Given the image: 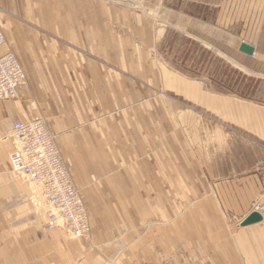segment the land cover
I'll list each match as a JSON object with an SVG mask.
<instances>
[{"label": "crops", "instance_id": "0c3cea01", "mask_svg": "<svg viewBox=\"0 0 264 264\" xmlns=\"http://www.w3.org/2000/svg\"><path fill=\"white\" fill-rule=\"evenodd\" d=\"M148 1L166 29L221 41L228 57L250 60L264 76V0ZM0 14L27 77L23 102L0 103V264H163L176 248L194 264H264L258 224L234 225L253 202L264 203L254 172L264 164V108L171 73L160 75L164 91L221 121L180 122L179 106L139 105L137 50L154 49L155 31L146 27L144 43L123 37L138 40L139 15L103 0H0ZM242 43L252 56L240 52ZM30 108L48 116L82 190L87 240L44 229L47 221L28 210V188L8 170L11 145L1 138L32 118ZM232 126L250 138L231 134Z\"/></svg>", "mask_w": 264, "mask_h": 264}, {"label": "rangeland", "instance_id": "374dc122", "mask_svg": "<svg viewBox=\"0 0 264 264\" xmlns=\"http://www.w3.org/2000/svg\"><path fill=\"white\" fill-rule=\"evenodd\" d=\"M105 3L120 7V9L136 13L140 17V33L137 35L138 40L135 35L132 33L124 32L123 37L131 38L138 43H144L146 38L148 39V33L146 32V27L149 28V31L152 29L155 31L152 36L154 42H151V45H154V49H151L145 46L143 47L139 44L138 52L140 60L142 59L140 69V75L135 76V80L138 82L140 90L143 92V98L138 101L139 105H142L148 101H155L179 106L181 112H179L176 117L180 122H209L214 123L216 121H221L211 116L210 113H206L201 108L193 107L191 103H188L186 100L182 99L177 95L171 97L169 92L164 91L163 86V73H171L179 76L180 78H186L188 81L199 82L202 85V89L205 93L216 94L218 96H226L234 99L237 103L250 104L254 105L253 107H262L264 108V76L259 74V66L254 65L249 61L242 62L240 58L228 57L226 53L220 49L223 42L219 41L214 43H209V39L206 37H195L194 35L188 33H182L179 31L172 30L171 28L166 29L164 22L160 17H158L157 12L151 7V2L148 0H103ZM151 7V8H150ZM153 8V9H152ZM1 15V14H0ZM9 19V18H8ZM2 23V22H1ZM1 26V25H0ZM7 28V25L2 23V30ZM14 32V28L12 30ZM5 36V35H4ZM151 36V35H150ZM201 36V35H200ZM6 38V37H5ZM152 40V38H150ZM7 39L6 43L10 51L17 57L20 63V51L14 44ZM212 42V39H210ZM212 44V45H211ZM25 53H23L24 56ZM31 57V54L29 55ZM92 59L97 61L102 66H107L104 58L92 56ZM240 60V61H239ZM21 65V63H20ZM148 65V66H147ZM22 67V66H21ZM23 69V68H22ZM151 71L153 74L151 75ZM25 73V72H24ZM26 75V74H25ZM151 77L149 80L147 77ZM154 76V77H153ZM138 78V79H137ZM27 83V77L25 83L22 85L24 87ZM21 88V87H20ZM19 88V89H20ZM18 89V90H19ZM17 90V98L12 100H0V103L3 102H16L21 103L24 101L23 94L19 95ZM193 107V112H190L189 108ZM178 109V110H179ZM37 108H30L31 120L34 119H43L47 125L48 130L52 133L55 138V142L61 151L60 146L57 143V136L52 132L49 118L47 115L42 113H37ZM200 118V119H199ZM22 122V121H15ZM14 122V123H15ZM26 122V121H25ZM231 125H228V127ZM226 130L232 134L233 131H237L242 135H245L250 138L247 132L232 126ZM12 129V128H11ZM11 129L4 134L1 138L2 142H8L10 145L12 143L10 138ZM236 133V132H235ZM234 133V134H235ZM233 134V135H234ZM238 136L237 134H235ZM252 140V139H251ZM257 140V139H256ZM253 141V140H252ZM252 143V142H251ZM253 144V143H252ZM264 144V143H263ZM12 149V145H11ZM11 151V150H10ZM9 151V153H10ZM8 153V155H9ZM263 165L258 164L255 168H259ZM9 170V165H8ZM15 177V176H14ZM19 182H22L29 190L31 194V200H28V210L31 208L35 209L37 213H40L45 218V205L40 200V195L38 189L30 183H28L23 178H18ZM81 195L82 190L77 189ZM262 200H256L253 202L251 207V212H259L264 214V203ZM30 203V204H29ZM32 206V207H31ZM31 207V208H30ZM255 207L258 208V211L255 210ZM88 210V208H87ZM89 213V210H88ZM90 216V213H89ZM91 221V216H90ZM234 225L236 226V231L240 228L241 222L234 220ZM91 224V223H90ZM240 227V228H239ZM46 229V225L44 226ZM256 231L264 232V217L262 222L258 223V226L255 228ZM47 230V229H46ZM61 231L60 229H57ZM51 231V230H48ZM63 232V231H62ZM64 233V232H63ZM91 234V233H90ZM72 240H79L78 238H70ZM84 240V239H80ZM185 259V260H184ZM194 264L191 258H180V251L178 248L171 251L170 257L163 260V264Z\"/></svg>", "mask_w": 264, "mask_h": 264}, {"label": "built area", "instance_id": "2783aa9c", "mask_svg": "<svg viewBox=\"0 0 264 264\" xmlns=\"http://www.w3.org/2000/svg\"><path fill=\"white\" fill-rule=\"evenodd\" d=\"M26 75L7 46L0 26V100L17 98ZM9 172L38 189L46 211V229H60L70 238H90L91 221L81 193L74 187L67 165L43 119L15 122L10 132ZM264 189V164L255 168ZM258 211V208L255 207Z\"/></svg>", "mask_w": 264, "mask_h": 264}, {"label": "water", "instance_id": "95a60500", "mask_svg": "<svg viewBox=\"0 0 264 264\" xmlns=\"http://www.w3.org/2000/svg\"><path fill=\"white\" fill-rule=\"evenodd\" d=\"M240 52L248 55V56H252L253 55V49L252 47L242 43L240 46ZM263 218L261 216V214L256 213V212H252L250 213L240 224L241 227H246V226H250L253 224H258L260 222H262Z\"/></svg>", "mask_w": 264, "mask_h": 264}, {"label": "bare ground", "instance_id": "6f19581e", "mask_svg": "<svg viewBox=\"0 0 264 264\" xmlns=\"http://www.w3.org/2000/svg\"><path fill=\"white\" fill-rule=\"evenodd\" d=\"M17 178V177H16ZM252 213V212H251ZM256 213H259V212H256ZM259 214H261V213H259ZM261 216H262V214H261ZM263 216H264V214H263ZM263 216H262V218H263Z\"/></svg>", "mask_w": 264, "mask_h": 264}]
</instances>
